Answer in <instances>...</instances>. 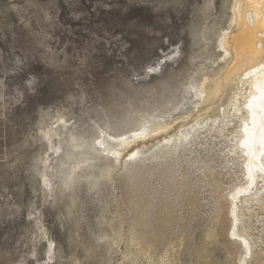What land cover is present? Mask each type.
Masks as SVG:
<instances>
[{"label":"rangeland","instance_id":"1","mask_svg":"<svg viewBox=\"0 0 264 264\" xmlns=\"http://www.w3.org/2000/svg\"><path fill=\"white\" fill-rule=\"evenodd\" d=\"M234 2L0 0V264H264L221 123ZM142 130L120 162L99 149Z\"/></svg>","mask_w":264,"mask_h":264},{"label":"bare ground","instance_id":"2","mask_svg":"<svg viewBox=\"0 0 264 264\" xmlns=\"http://www.w3.org/2000/svg\"><path fill=\"white\" fill-rule=\"evenodd\" d=\"M232 23L236 25L238 32L232 37V44L229 43L227 34H223L224 36L220 39L221 48L226 58L230 60L229 71L239 69L242 72L236 76L234 96L230 97L228 105L222 108L221 123L225 130L231 125L233 118L239 122L235 131L237 140L234 139L236 144L233 143L235 144L233 154L236 157L239 156L243 162L244 182L242 185L239 184L230 197L233 224L241 223L242 225L245 218L243 219L244 216L240 213L245 204L256 203L264 206V194L262 193L264 186H260L264 184V0H235ZM214 86V93H219L220 86L218 84ZM243 91H246L244 95H242ZM199 93L202 96L205 90L202 88ZM230 110L234 111L231 118H229ZM214 122H217L216 119ZM142 131L138 135L134 133L133 136L119 138L104 134L102 140H98L99 149L106 154L108 152V155L112 152V158L118 160L122 155V150L133 142V137L144 139L153 132ZM111 142H116L117 147H111L109 150ZM235 161L233 163H237ZM232 236L238 239L248 252L251 251L252 246L247 237L235 230Z\"/></svg>","mask_w":264,"mask_h":264}]
</instances>
